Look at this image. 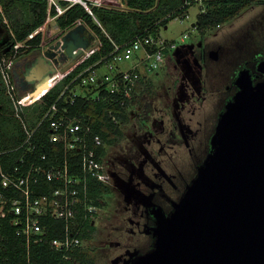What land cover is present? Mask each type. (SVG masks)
<instances>
[{
	"label": "built area",
	"instance_id": "1",
	"mask_svg": "<svg viewBox=\"0 0 264 264\" xmlns=\"http://www.w3.org/2000/svg\"><path fill=\"white\" fill-rule=\"evenodd\" d=\"M61 1H65V5ZM46 2L44 22L27 37H32L39 30L43 35L45 24L74 2L81 3L90 14L89 4H99V0ZM196 2L201 6V0ZM51 8H54L55 13H50ZM185 36L183 34L182 38ZM43 43L41 39L39 48L45 46ZM21 45V42L16 41L14 51ZM98 45L97 40L78 60L49 76V88ZM177 46L178 41L162 38L158 33L135 35L122 44L112 42L110 50L69 78L56 99L33 122H27L23 110L47 89L31 99L27 98V92L17 93L7 73L9 60L4 63V57H0L4 91L22 130V138L16 146L0 151V247L7 233L12 231L23 239L28 264L30 244L42 240L48 228L58 234L49 239V245L54 250L66 251L82 246V227L91 221L94 211L99 207L88 195V181L93 178L107 185L110 179L103 159L94 150V147L102 144L100 134L81 113L69 112L66 104H71L78 94L86 96L82 89L87 87L93 99H98L105 92L113 96L115 102L124 105L141 74L158 70L163 64L165 52L169 53ZM122 62H127L128 66L122 68ZM72 82L74 85H70ZM59 98L63 99L61 103L58 102ZM112 118L116 120L114 116ZM43 124L48 128L47 140L53 142L51 154L37 150L40 142H37L36 132ZM13 151H18L16 156L9 155ZM4 154L7 155L5 161L2 160Z\"/></svg>",
	"mask_w": 264,
	"mask_h": 264
},
{
	"label": "water",
	"instance_id": "2",
	"mask_svg": "<svg viewBox=\"0 0 264 264\" xmlns=\"http://www.w3.org/2000/svg\"><path fill=\"white\" fill-rule=\"evenodd\" d=\"M96 42L78 21L37 48L24 72L35 81L27 98L48 89L49 76ZM257 69L263 77L256 82L248 69L239 71L238 89L218 118L210 151L172 211L154 210V244L132 264H264V59Z\"/></svg>",
	"mask_w": 264,
	"mask_h": 264
},
{
	"label": "rangeland",
	"instance_id": "3",
	"mask_svg": "<svg viewBox=\"0 0 264 264\" xmlns=\"http://www.w3.org/2000/svg\"><path fill=\"white\" fill-rule=\"evenodd\" d=\"M99 3L124 6L121 0H99ZM199 6L200 3L195 2L188 7L187 16L171 18L164 26L159 27L158 34L162 38L178 41V46L165 55L167 60L156 73H150V76L153 77L151 79L152 86L149 91L144 93L145 97L153 103L154 112L149 124H152L155 130L160 128L159 118L162 117L166 108L172 107L175 103L196 102L195 95L197 92L200 93L191 118H187L183 122L185 128L192 122L190 125L192 133L186 143H179L180 145L175 150L172 147L165 148L157 156L162 160L160 162L166 173L160 176L158 187L154 188L155 201L161 204L165 213H168L178 201L185 187L196 174L198 166L206 157L205 146L210 143L227 98L235 92L233 87H228L232 74L246 60H251L256 54L264 59V0L249 4L231 19L216 27L205 29L202 34L195 25H191L201 7ZM16 15L19 17L18 11H16ZM61 32L62 30L56 25L55 19L49 20L44 27L43 44L45 45ZM183 34L186 35L184 38H182ZM192 44L198 48V52H204L201 69L203 83H201V77H196V81L194 71L190 70L193 67L192 64H200V60L193 59L192 56L187 58L191 53L187 54V51L184 53L183 50ZM211 48L217 51L215 58L208 55V50ZM33 57L34 53L29 54L26 56V60L31 61ZM22 58L20 56L14 61L19 62ZM174 61L177 63L175 64ZM16 65L11 71L13 84L17 90L24 89L28 92L35 86V81L26 80L22 68L19 69ZM120 66L126 68L128 64L122 62ZM184 107H188L189 112L192 109V104L189 103ZM137 112L136 106H128L127 119L121 123L120 128L124 134L123 142L126 141L127 136L131 142L140 146L145 138L140 134L141 119L137 117ZM155 118L156 120H154ZM122 125L124 126L122 127ZM179 134L184 135L183 131ZM172 141L175 139L171 138L167 145ZM115 143L116 141L105 145L106 153L103 156L112 171L115 169L106 160V156L112 157V153L116 149L111 148L110 145ZM163 145L161 143L157 148H163ZM109 149L111 150L110 154ZM137 161L139 160L137 159ZM120 184L125 189L130 186L129 182L124 180H121ZM131 190L130 188L129 191ZM133 192L131 191V193ZM132 195L126 193L121 200L115 193L106 198V204L109 205V209L106 207L108 211L105 209L103 217L92 229L88 230L87 236L82 241L81 249L90 264H132L138 254L152 248L154 242L152 244L149 237L150 234H153V230L151 233L141 232V240L135 234L130 237H122L124 235L122 225H125L126 228L130 226L125 221L130 223L132 220L138 221L144 217L146 212L142 199L137 200L138 197L134 198ZM130 197L135 200L130 202ZM139 241H142V244H139L141 243ZM126 246H129L128 250H126Z\"/></svg>",
	"mask_w": 264,
	"mask_h": 264
},
{
	"label": "trees",
	"instance_id": "4",
	"mask_svg": "<svg viewBox=\"0 0 264 264\" xmlns=\"http://www.w3.org/2000/svg\"><path fill=\"white\" fill-rule=\"evenodd\" d=\"M121 1L124 6L90 3L91 14L81 3L74 2L55 16V23L61 30L67 29L78 21L84 22L95 34L99 45L61 80L48 88L39 99L25 107L23 115L27 122H33L35 118L39 117L46 106L56 99L58 92L69 81V78L81 68L92 64L101 54L110 50L112 42L122 44L135 35L158 33L160 26H164L171 18L184 17L188 7L196 2V0ZM260 1L262 0H202V7L195 15L194 25L200 31L216 27L231 19L249 4ZM61 3L65 5L66 2L61 1ZM16 11L19 12V17H17ZM46 12V0H0V40L6 37L5 42L0 44V57H4V63L9 60L7 73L12 84L11 71L14 69V65L17 64L16 66L25 72L29 63L26 56L39 48L42 32L39 30L32 37L27 36L44 22ZM50 13H55L54 8L50 9ZM16 41L21 42L22 45L14 51ZM165 53L168 54V52ZM20 56L23 58L19 62L14 61ZM156 71L154 72L156 73ZM151 79L153 77L150 74L142 73L132 87L130 97L125 99L124 105L115 102L114 97L105 92L98 99H93L87 87L82 89L86 96L78 94L71 104H66L69 112L81 113L88 119L93 129L100 134L102 144L94 147V150L101 159L105 153V145L120 139V129L116 121L122 123L127 119V107L138 105L141 113L145 114L144 110L148 109L149 101L144 93L151 89ZM70 85H74V82ZM15 90L19 94L26 93L24 89L19 91L15 88ZM62 101V98L58 99L59 103ZM112 116L116 120H113ZM47 135L48 128L43 124L36 132L37 142H40L37 150H45L51 154L53 142L47 140ZM21 138L20 123L13 113L11 102L5 94L0 76V151L16 146ZM17 152L13 151L9 155L16 156ZM6 158L7 155H2L3 161ZM88 184V195L91 201L96 205L102 204L104 195L108 192V186L93 178L89 179ZM49 224L50 221L48 226ZM90 229H92L90 222H86L80 236L86 237ZM56 235L58 234L48 228L42 240L30 244L28 264H90L85 258L81 246L66 251L51 248L49 239ZM0 264H27L23 239L14 235L12 231L7 233L0 247Z\"/></svg>",
	"mask_w": 264,
	"mask_h": 264
},
{
	"label": "flooded vegetation",
	"instance_id": "5",
	"mask_svg": "<svg viewBox=\"0 0 264 264\" xmlns=\"http://www.w3.org/2000/svg\"><path fill=\"white\" fill-rule=\"evenodd\" d=\"M193 22H195V21H193ZM203 31H200V33L202 34ZM56 38L52 39L47 44H45V46L43 48L47 47L49 45V43L53 42ZM188 48L183 49L184 53L186 51H187V54L191 53V55H188L187 58L192 56L193 59L200 60V64L199 63L195 64V65L192 64L193 67L190 68V70L194 71L193 73L195 75V80L197 81L196 77L202 78L201 69H202V62L204 61V58H203L204 52H198V48L193 46V44L190 45V47H188ZM213 50L216 51V49H214V48H211L210 50H208L209 56L211 55V51H213ZM32 53H29V54H32ZM169 53H170V51H169ZM186 55H185V58H186ZM216 56H217V51H216ZM169 57H171V56H169ZM262 59L263 58H261L259 56V54H256L255 56L252 57L251 60H246L232 74L228 87L229 88L233 87L234 91L236 92L238 87H237L235 80L238 76L239 71L241 69H244V68L248 69V72H249L253 82H256L257 80L261 79L263 77V73H261L257 69V64ZM166 60H167V58L165 56L164 60H163V64L165 63ZM176 60L179 61L178 58H176ZM64 61H65V59L63 57L57 59L58 64H60ZM174 62H175V64L177 63L176 61H174ZM203 82H204V80L202 78L201 83H203ZM199 83H200V80H199ZM199 94L197 92V95H195L196 102L199 98ZM232 96L227 98V102L232 98ZM148 101H149V106H148V109L144 110L145 114L141 113V109L139 108L138 105L136 106L138 109L137 117L141 119V121L139 123V129L141 130L140 134L143 135L145 138V140L142 141V144H140V146L131 142L130 141L131 139H129L127 136H126V141L125 142L122 141L124 134L122 133V130L120 128L121 123L119 121H117V125H119L118 127L120 129V136H119L120 139L118 141H116V143L114 145H110L111 148L116 149L115 151L112 150L113 151L112 157L106 156V160H108L110 162V165L115 170L112 171L110 169L109 165L107 164V162L104 160V157H103L102 159H103V162H104L106 169L108 170L109 179H110L109 183L107 184L108 192L105 193L102 204H100L99 207L94 211L93 218L90 221L91 228H93V226H95L99 222V220L103 217L105 209H106V211H108L109 205L106 204V198L111 196V194L117 193V195L120 197L121 200L124 198L126 193H129V195L133 194L132 196H134V198L138 197V198H136L137 200L142 199L141 201L145 204V207H146L145 211L146 212L144 214V217H142V219L140 218L141 221L140 220H138V221L132 220V223L125 221V223H128L130 226H129V228H126L125 225H122L123 231H124V235L122 237H124V238L130 237V236H133V234H135V235H137L139 240H141L140 239L141 232L151 233L152 230L154 229V226H155L154 210L157 207H159L165 215L169 214L173 209V207H172V209L168 213H165L161 207V204H159L158 201H155L156 195H155L154 188L158 187L160 176L165 175V173H166V170L164 169L163 164L160 162L162 160L160 159V157L158 158L157 156L160 153V151H163L165 148L169 149L172 147L173 150H175L180 145L179 143H181V142L183 144L186 143V140H188L189 135L192 133L191 128H190V125L192 122L189 125H187V128L183 127L184 126L183 122L187 118H191V116H192L191 114L193 113V111L196 108V104H195L196 102H190L189 101V102H183L180 104L175 103L172 107L166 108L165 112L162 114V117L159 118L160 128L158 130H155V127H152V124L151 125L149 124L151 122L150 120L152 119L154 108H153V103L151 102V100L148 99ZM189 103L192 104V109H191V111L188 112V110H187L188 107H184V105H187ZM175 106L177 107V109ZM224 108H225V105H224ZM224 108H223V110H224ZM186 112H188V113H186ZM187 114L189 115V117ZM154 120H156V118ZM123 126L124 125H122V127ZM181 131H183L184 135L179 134V132H181ZM125 134H127V133H125ZM171 138H174L175 141H172L171 143H169L167 145V142H169V140H171ZM161 143L164 144L162 146L163 148H157L158 145ZM209 144L205 146L206 153H208L210 151L211 144L210 145ZM105 153H106V151H105ZM105 153L103 156H105ZM110 153H111V150L109 149V154ZM136 158L139 161H137ZM142 167H143V171H144L143 174H142ZM121 180L128 181L129 182L128 185H130V186L126 187V189H125L120 184ZM186 187H185V189H186ZM130 188L132 189L131 191H134L133 193H131V191H129ZM185 189H184V191H185ZM158 191H159V189H158ZM184 191L182 192V194L184 193ZM182 194H181V196H182ZM134 198L130 197V202H132ZM109 202H107V203H109ZM129 220L131 221V219H129ZM133 221H134V224H133ZM154 238H155L154 233L152 235L150 234L149 241H152V244L154 242ZM139 242H141L139 244H142V241H139ZM152 244H151V246H152ZM134 247H136V246H134ZM128 248H129V246H126V250H128Z\"/></svg>",
	"mask_w": 264,
	"mask_h": 264
},
{
	"label": "crops",
	"instance_id": "6",
	"mask_svg": "<svg viewBox=\"0 0 264 264\" xmlns=\"http://www.w3.org/2000/svg\"><path fill=\"white\" fill-rule=\"evenodd\" d=\"M200 7V6H199Z\"/></svg>",
	"mask_w": 264,
	"mask_h": 264
}]
</instances>
